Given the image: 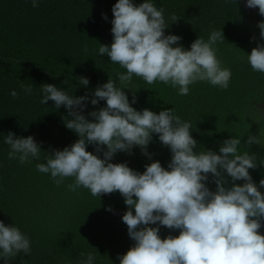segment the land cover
I'll return each instance as SVG.
<instances>
[{"label":"clouds","instance_id":"clouds-1","mask_svg":"<svg viewBox=\"0 0 264 264\" xmlns=\"http://www.w3.org/2000/svg\"><path fill=\"white\" fill-rule=\"evenodd\" d=\"M40 2L30 0L33 8ZM242 2L264 17V0ZM111 11L112 43L99 44L97 54L125 71L116 72L115 80L108 75L106 83L82 96L70 91L75 86L69 80L67 90L53 84L39 87V103L51 101L56 110L64 107V126L78 139L62 150L45 153L43 142L34 136H17L10 130L0 135L8 146V158L25 165L47 154L35 168L57 185L72 177L74 182L67 185L71 192L85 188L97 197L119 192L127 207L121 219L133 241L125 254L117 256L119 264H264V179L256 183L250 174L264 167V158L251 151L252 145L264 149V113L257 107L251 110L250 118L260 128L256 135L246 134L243 144L249 151L241 154L242 140L232 135L218 151L206 150L193 138L192 123L173 107L159 113L138 110L133 106L136 95L128 88L139 78L149 85L161 82L180 96L188 95L197 82L227 89L232 71L217 56V45L225 41L222 29L211 30L207 39L198 36L185 48L181 36L165 34L169 28L165 10L155 0H116ZM102 18L108 20L107 15ZM171 19L178 21L175 16ZM256 26L259 40L250 37L256 47L246 58L252 71L264 74V20ZM75 80L88 88V78ZM20 88L25 95L33 93L32 85L22 82ZM125 90L133 93L131 101ZM9 95L17 98L19 93L11 89ZM101 101L104 106L99 107ZM89 105L94 110L87 111ZM154 135L171 153L166 167L148 152ZM89 146L93 151L87 150ZM137 147L152 161L143 172L127 162H112L118 153L132 155ZM162 227L171 230L164 238ZM176 231L179 234L173 235ZM19 253L31 254L30 238L18 226L0 220V261L8 264ZM96 260L97 252H81L75 264H96Z\"/></svg>","mask_w":264,"mask_h":264},{"label":"trees","instance_id":"trees-1","mask_svg":"<svg viewBox=\"0 0 264 264\" xmlns=\"http://www.w3.org/2000/svg\"><path fill=\"white\" fill-rule=\"evenodd\" d=\"M115 3L116 0H41L33 8L30 0H0V135L10 130L17 136L32 135L43 142L45 153L62 150L78 139L64 126V107L56 110L51 101L47 105L39 103V87L53 84L67 90L69 84L65 81L69 80L75 86L70 91L82 96L106 83L108 75L115 80L116 72L125 71L118 64H111L107 56L97 54L99 44L112 43L110 21ZM155 3L165 10L169 27L165 34L181 36L185 48L198 36L207 39L211 30L222 29L225 41L217 45V56L223 67L231 69L232 76L227 89L197 82L186 96L177 95L161 82L149 85L134 78L128 85L138 101L133 106L157 113L173 107L177 115L192 123L193 138L206 150L218 151L220 144L232 135L242 140L241 154L249 151L243 144L246 134L249 131L256 135L260 128L250 118L251 110L257 107L264 113V74L251 70L246 54L256 47L250 37L255 35L259 40L256 25L264 17L258 9L245 7L242 0ZM102 15H107L108 20ZM172 16L178 21L173 23ZM75 77L88 78V88L79 86ZM22 82L33 86L32 95L21 91ZM11 89L19 93L17 98L9 95ZM130 90L125 91L131 101ZM102 106L103 101L99 107ZM92 110L89 105L87 111ZM87 150L93 151V147ZM8 151L0 137V220L18 226L31 240V254L19 253L9 258L8 264H66L69 260L75 264L79 254L88 251L97 252L96 264H119L117 256L125 254L133 244L121 219L127 207L119 192L100 197L92 196L85 188L71 192L67 185L74 178H65L57 185L49 174L36 170L35 164L44 162L47 154H42L40 161L21 165L8 158ZM251 151L264 158V149L258 145H252ZM148 152L165 167L171 159L169 149L161 145L156 135ZM112 162H127L143 172L152 161L137 147L132 155L118 153ZM250 174L259 183L264 179V167L250 170ZM209 187L215 190L214 184ZM108 207L113 211H106ZM170 231L162 227L161 238Z\"/></svg>","mask_w":264,"mask_h":264}]
</instances>
